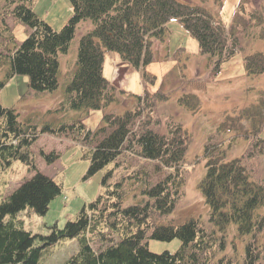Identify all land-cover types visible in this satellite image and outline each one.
Returning <instances> with one entry per match:
<instances>
[{
	"label": "trees",
	"instance_id": "trees-1",
	"mask_svg": "<svg viewBox=\"0 0 264 264\" xmlns=\"http://www.w3.org/2000/svg\"><path fill=\"white\" fill-rule=\"evenodd\" d=\"M33 0H4L0 6V35L5 49H0V91L18 73L29 75L30 87L37 91L59 86L60 52H66L82 20L90 19L92 28L78 43L76 67L67 75L65 95L60 107L65 110L105 109L127 92L109 80L103 72L106 51L117 54L120 63L130 64L140 72L144 83H155L157 75L147 70L154 58L153 40L166 39L168 22L178 18L197 39L207 57L208 80L215 81L222 64L243 48L241 31L255 26L264 37V11L240 1L230 25L219 21L203 5L181 0H70L72 15L60 30L38 16ZM24 22L30 31L19 43L7 17ZM246 72L264 71V53L244 56ZM128 95H131L128 93ZM169 93L145 86L135 94V106L124 112L104 111L101 123L89 128L82 119L46 123L39 127L23 121L14 106L0 98V169L21 159L33 174L10 193L0 198V264H39L42 249L62 237H77L78 250L61 264H262L264 245V101L244 108L236 116H227L205 140L206 173L200 188L209 205L205 217H191L182 223L163 222L185 193L193 167L187 158L192 134L174 115L155 111ZM199 106L196 93L181 99ZM192 101V102H191ZM185 105V104H183ZM187 106V105H185ZM143 117V118H142ZM140 120L138 121V119ZM250 119V126L242 122ZM137 128H135V125ZM236 134L228 136L227 132ZM72 133L78 141L91 144L87 173L92 174L123 154L139 155L154 161V171L168 172L151 182L147 169L137 168L109 181L103 190L85 204L63 226L49 225L50 232L34 233L27 229L20 210L30 208L42 214L52 199L61 194L62 184L37 167L33 144L44 133ZM247 139V146L237 156L227 158L236 136ZM41 156L54 162L59 153L41 147ZM131 193L141 197L131 203ZM237 223V233L247 235L244 256L227 250L228 227ZM181 240L171 252L152 251L149 238Z\"/></svg>",
	"mask_w": 264,
	"mask_h": 264
},
{
	"label": "rangeland",
	"instance_id": "rangeland-1",
	"mask_svg": "<svg viewBox=\"0 0 264 264\" xmlns=\"http://www.w3.org/2000/svg\"><path fill=\"white\" fill-rule=\"evenodd\" d=\"M181 1L203 5L219 21L230 24L236 5L242 0ZM2 2L4 0H0V6ZM244 2L249 7L257 6L264 11V0H244ZM32 7L39 17L56 30H60L72 15L70 0H33ZM7 22L14 31L17 43L21 42L30 31L28 25L15 20L13 16H8ZM92 26V20H82L68 50L60 52L59 86L57 88L37 92L29 85V75L18 73L1 89V101L6 105L14 106L23 121L33 122L39 127L47 122L59 124L64 120L72 121L80 118L88 127L95 129L101 123L104 111L124 112L128 108H133L136 104L135 94L144 93L145 86L150 91L158 88L165 90L170 96L166 101L159 102L155 111L163 116L174 115L192 134V140L187 149V158L193 162V167L185 185V193L163 222L182 223L191 217H205L209 211V205L200 188V181L206 173L205 140L208 134L214 131L227 116H236L244 108L264 101V71L251 75L246 72L244 64L246 54L256 51L264 53V37L255 33V30H258L255 26L248 28L249 34L247 31H241L243 48L223 62L218 79L210 81L207 74V57L201 51L197 39L178 18H173L168 22L170 29L168 37L154 43V58L146 67L148 71L157 75L155 83L145 84L143 81L144 89L141 92H136L135 90L139 89L136 79L132 88L126 89L125 87L124 89L130 90L128 93L131 94V97L129 95L121 96L119 100L111 102L104 110L94 109L87 112L84 109L65 110L59 108L65 95L67 75L76 67L80 37ZM4 39L5 37L0 35V49H5V45L2 43ZM158 43H161V46ZM134 68L136 71L138 70L136 67ZM188 92L196 93L198 96L199 106L196 109L191 107L193 103L187 104V99H181ZM242 122L246 127L250 126L249 118H243ZM235 134V130L227 132L228 136ZM260 136L264 138V126L260 131ZM236 137L234 145L228 150L227 158L240 155L247 146V139L244 136ZM41 147L47 151L55 149L59 153V157L54 162L48 163L39 152ZM91 148V144L78 141L72 136V133L56 135L44 132L39 136L33 144L37 167L41 172L62 184L63 190L61 194L51 200L45 213L40 214L30 208L18 212L17 216L23 219L27 229L34 233L46 234L50 232L49 225L54 222L63 226L68 219L75 218L81 208L103 190L102 179L110 170L112 171L109 178L111 182L137 168L147 169L153 183L168 172L167 169L156 173L153 160L139 155L123 154L119 165L112 161L96 172L88 174ZM32 174L33 172L29 171L27 164L21 159H15L11 166L0 169V198L10 193ZM140 197L141 194L131 193L127 196L126 203L134 202ZM246 239L247 235L243 237L238 235L237 223L230 222L227 250L235 252L232 247L233 241H235L236 254L239 257L244 256ZM261 242L264 245V232L261 235ZM180 244L181 240L178 237L168 240L148 239L149 248L155 252L165 250L174 252ZM77 250V237H62L42 249L39 264H61Z\"/></svg>",
	"mask_w": 264,
	"mask_h": 264
},
{
	"label": "crops",
	"instance_id": "crops-1",
	"mask_svg": "<svg viewBox=\"0 0 264 264\" xmlns=\"http://www.w3.org/2000/svg\"><path fill=\"white\" fill-rule=\"evenodd\" d=\"M158 40H163V39H154L153 48H154V43H157L156 41ZM158 45L161 46V43H158ZM103 72L104 75L109 80L114 81L119 87L123 89H125V87L126 89L132 88L133 87L132 85L133 83H135L136 79L138 80L139 83V89L135 91L141 92L142 89H144V84H143V80L141 79L140 72L138 70L136 71L134 66L132 65L120 63L117 54L113 51H106L105 53ZM126 91L128 94V91L130 90H126Z\"/></svg>",
	"mask_w": 264,
	"mask_h": 264
},
{
	"label": "bare ground",
	"instance_id": "bare-ground-1",
	"mask_svg": "<svg viewBox=\"0 0 264 264\" xmlns=\"http://www.w3.org/2000/svg\"><path fill=\"white\" fill-rule=\"evenodd\" d=\"M61 135V134H60Z\"/></svg>",
	"mask_w": 264,
	"mask_h": 264
}]
</instances>
